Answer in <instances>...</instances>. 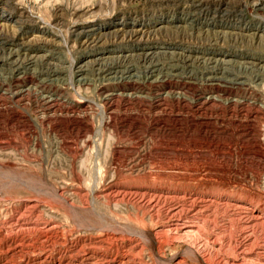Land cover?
<instances>
[{"label":"rangeland","instance_id":"1","mask_svg":"<svg viewBox=\"0 0 264 264\" xmlns=\"http://www.w3.org/2000/svg\"><path fill=\"white\" fill-rule=\"evenodd\" d=\"M263 213L264 0H0V264H264Z\"/></svg>","mask_w":264,"mask_h":264},{"label":"bare ground","instance_id":"2","mask_svg":"<svg viewBox=\"0 0 264 264\" xmlns=\"http://www.w3.org/2000/svg\"><path fill=\"white\" fill-rule=\"evenodd\" d=\"M159 57H160V56H159ZM163 57H164V58H167V59H170V60L172 59V61H174V62H175V60H179V61L182 60L181 56H180V55L177 56V54H175L174 57H173L172 55H171V57H170V56H163ZM182 57H183V56H182ZM158 59H159V58H158V55H156V54H154V53H153V55H148V56L143 57V59H142V60H143V61H142V62H143V65H145V67H146L147 69H149L147 72H151V73H152V72L154 71V70L152 71V68H154V67L157 66V64H158V63H157ZM184 59H185V58H184ZM211 59H212V58H211ZM2 60H3V58H2ZM208 60H209V59H208ZM208 60L205 59V61L202 62V63L204 64V66L208 64V62H209ZM4 61H5V60H4ZM99 61H101V60H99ZM102 61H103V60H102ZM105 61H106V60H105ZM126 61H127V60H126ZM190 61H191V60H190ZM180 62H181V61H180ZM180 62H179V63H180ZM103 63H104V62H103ZM103 63H98V64H99V65H102ZM165 63H166V62H165ZM177 63H178V62H177ZM184 63H185V62H184ZM191 63H194V64H195V63H197V62H195V61H191ZM199 63H200V62H199ZM113 64H114V63H113ZM128 64H129V63H128ZM186 64H187V63H185V65H186ZM96 65H97V64H96ZM123 65H124V64H123ZM137 65H138V64H137ZM139 65H140V64H139ZM164 65H165V64H164ZM174 65H175V64H174ZM179 65H180V64H179ZM179 65H178V66H179ZM185 65H184V66H185ZM105 66H107V69H109V67H111L112 64L109 63V64L104 65V67H105ZM131 66H132V65H131ZM160 66H161V65H160ZM176 66H177V65H176ZM196 66H197V64H196ZM196 66H194V67H196ZM89 67H90V66H89ZM91 67H92V66H91ZM145 67H144V68H145ZM146 68H145V69H146ZM179 68H180V66H179ZM206 68H207V67H206ZM208 68H210V67H208ZM105 69H106V68H105ZM107 69H106V70H107ZM126 69H128L127 66H126ZM161 69H162V68H161ZM186 69H187V68H186ZM216 69H217V68H216ZM216 69H214V71H215ZM48 70H49V69H48ZM129 70H130V69H129ZM211 70H212V69H211ZM124 71H125V70H124ZM172 71H173V70H172ZM206 71H208V70H206ZM166 73H167V72H166ZM168 73H169V72H168ZM204 73H205V72H204ZM175 75H176V74H175ZM166 77L169 78V77H171V76H170V75H167V74H165V75L162 76V78H166ZM215 77H216V76H215ZM82 78H83V77H82ZM213 78H214V77H213ZM211 79H212V78H211ZM224 79H225V78H224ZM209 80H210V79H209ZM215 80H216V79H215ZM82 81H83V80H82ZM208 98H209V97H208ZM213 98H214V96H213ZM206 99H207V98H206ZM51 101H52V100H51ZM53 101H54V100H53ZM49 103H50V102H49ZM52 104H54V103H52ZM192 201H193V200H192ZM202 203H203V202H199V205H198L199 208L201 207ZM200 204H201V205H200ZM196 206H197V205H196ZM241 209H242V210H250V207L244 205V206L241 207ZM245 212H247V211H244V213H245ZM195 215H196V214H195ZM263 215H264V213H263ZM263 215H262V216H263ZM262 216H260V217H262ZM247 220H248V219H247ZM248 221H249V220H248ZM185 222H186V220H185ZM188 222H189V221H188ZM185 224H186V223H185ZM178 225H179V224H178ZM189 226H190V224H189ZM182 227H183V226H182ZM175 228H177V227H175ZM178 228H179V227H178ZM186 228H187V227H186ZM179 229H180V228H179ZM190 229H191V227L189 228V231H190ZM182 230H183V229H182ZM184 230H185V229H184ZM176 231H177V230H176ZM179 231H180V230H179ZM187 231H188V230H187ZM3 251H4V250H3ZM262 251H263V250H262ZM243 252H244V251H243ZM260 257H261V255H260ZM105 262H107V264H111L109 261H105ZM103 263H104V262H103Z\"/></svg>","mask_w":264,"mask_h":264}]
</instances>
